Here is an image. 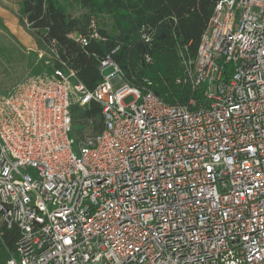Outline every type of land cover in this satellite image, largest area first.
Segmentation results:
<instances>
[{"label": "built area", "instance_id": "2783aa9c", "mask_svg": "<svg viewBox=\"0 0 264 264\" xmlns=\"http://www.w3.org/2000/svg\"><path fill=\"white\" fill-rule=\"evenodd\" d=\"M47 63L0 94L4 264H264V0L215 3L182 61L204 102L165 103L109 57L93 90ZM74 94L102 115L77 140Z\"/></svg>", "mask_w": 264, "mask_h": 264}, {"label": "trees", "instance_id": "16d2710c", "mask_svg": "<svg viewBox=\"0 0 264 264\" xmlns=\"http://www.w3.org/2000/svg\"><path fill=\"white\" fill-rule=\"evenodd\" d=\"M64 1L22 0L18 20L38 48L53 50V64L73 69L86 89L102 80L100 61L109 57L124 81L151 90L165 103L205 101L183 81L182 61L195 56L217 0H74L85 9L77 17L67 13ZM99 15L109 18L99 27L102 39L81 44L76 36L86 37L90 17ZM78 118L102 119L100 104L91 101ZM17 236L15 228L0 226V254L11 257Z\"/></svg>", "mask_w": 264, "mask_h": 264}, {"label": "rangeland", "instance_id": "374dc122", "mask_svg": "<svg viewBox=\"0 0 264 264\" xmlns=\"http://www.w3.org/2000/svg\"><path fill=\"white\" fill-rule=\"evenodd\" d=\"M17 1L18 0L3 1L8 9L5 7L2 10L5 14V16H3L4 18L0 16V20L4 23L3 25L0 24V94L6 92L11 85L30 73L49 71L47 67L49 64L47 61L52 62L53 58V50L38 48L37 46L35 49H29L10 31L8 26L13 24L23 29L25 37L30 36L28 27L19 22L18 13L14 11ZM64 2L67 13L72 16L77 17L85 11V9L74 0H66ZM96 22L99 27H104V24L109 22V18L105 15H99L96 17ZM112 71L113 69L111 67H106L103 69V74L106 75ZM71 83L75 82L71 80ZM131 100V96H127L123 99L125 103ZM72 101V111L75 122L72 125L71 135L77 140L84 134L97 131L98 127L102 126V119L93 118L87 121L82 119L79 120L78 116H80L85 106L79 105L77 94L73 95ZM28 171L34 173L35 170L33 168H28ZM1 225L0 221V226ZM6 259V256L0 254V264H4Z\"/></svg>", "mask_w": 264, "mask_h": 264}, {"label": "crops", "instance_id": "0c3cea01", "mask_svg": "<svg viewBox=\"0 0 264 264\" xmlns=\"http://www.w3.org/2000/svg\"><path fill=\"white\" fill-rule=\"evenodd\" d=\"M3 1H9V0H0V16L2 18H4L3 16H5L4 12H2L3 8H7L6 4L3 3ZM22 0H18L17 1V4H16V9L14 10L15 12H19V7H20V2ZM3 5V6H2ZM8 9V8H7ZM4 24V23H3ZM10 31L17 36V38L21 41V43H23V45L27 46V48L29 49H35L36 47V43H35V40L33 39V37L30 35V36H27L25 37L24 34L25 32L23 31L22 28H20V26H15V25H11V26H8Z\"/></svg>", "mask_w": 264, "mask_h": 264}]
</instances>
